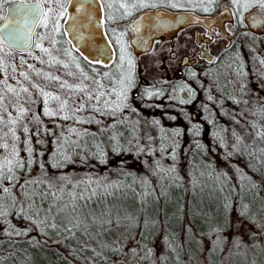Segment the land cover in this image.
Listing matches in <instances>:
<instances>
[{
	"label": "trees",
	"instance_id": "1",
	"mask_svg": "<svg viewBox=\"0 0 264 264\" xmlns=\"http://www.w3.org/2000/svg\"><path fill=\"white\" fill-rule=\"evenodd\" d=\"M57 37L59 43L55 45L54 52L62 55L65 54L63 49H68L70 56L76 57L84 73L90 78H95L97 71L101 73L113 68L117 61L118 51L110 67L89 65L70 48L63 36ZM232 60H223L227 72L220 69L213 72L212 79L215 76L222 89H206L189 74L173 84L162 82L147 88L134 85V89L128 90L127 100L124 101L127 107L115 114L119 119L114 124L98 129L97 132L86 129L85 135L76 140L63 137V140L53 141L52 150L48 152L44 140L37 139L34 142L33 136L26 133L25 123L20 124L26 133L24 140H21L16 123L10 126V123L3 125L4 120L1 121L0 169H3L5 175H9L8 168L11 167L14 173L11 183L7 179L2 181L4 186L10 187V194L0 192L3 196L0 203H3L8 213L4 221L0 222L4 229L9 223L13 225L14 217L20 216L19 205L16 208L11 206V196L17 199L18 192L22 201L21 186L26 181L37 178L41 181L52 179L56 186L64 185L65 201L69 199V192H82L87 197L95 191L96 195L88 202V207L83 208V215L80 217L82 220L91 210L99 213L106 208L111 210L113 217V223L105 225L108 230L95 239L76 229H73V234H69L62 228L59 231L48 228L47 235L40 230L46 238L59 243L61 251L20 236H14L17 240H13L14 237L6 235L8 238L0 240V256L6 258L4 264H201L194 260L201 241L213 237L217 240L226 233L233 209L249 223L264 224V138L257 135L258 132H264V101L260 96V89H256L254 84L264 82V64L252 60ZM112 74L111 80L119 86L121 74ZM232 77L237 78L241 85L237 95L238 102L235 89H232L229 82ZM102 78L104 84L110 87L108 92L114 89L115 85ZM189 89L194 95L190 94ZM114 90L109 95L100 96V104L95 102L93 105L103 108L105 100L119 103L116 93L121 89ZM209 96L212 97L211 100ZM163 97H172L173 100L167 107L168 112L163 113L167 121L153 115L146 117L145 112L152 109L144 105L145 102L152 103ZM186 99L188 102H181ZM93 105L87 103L90 112L84 116L86 125L96 120L94 114L99 115V112L93 110ZM4 110L0 107V112ZM110 115L105 114V117ZM125 117L131 123L120 119ZM8 121L10 122L9 119ZM253 124L256 128L252 127ZM193 125L198 128L194 129ZM177 131L179 135H174ZM233 131L241 138L238 145ZM42 133L46 136L44 129ZM227 134L233 135L237 153L245 161L250 175L236 182L216 168L208 153L207 140L220 144V137L224 140ZM114 146L117 148L115 151ZM70 148H75V151H69ZM29 149L32 150L31 153ZM58 149L69 155L71 160L55 167V162L63 160L62 155H56L54 160ZM173 151L175 161L171 157ZM127 155L139 164L140 170L127 168L122 164L110 165L114 158ZM182 155L186 156L185 166L182 164ZM19 161L24 162L23 168L17 167ZM157 163L165 170L174 165L175 172L158 171L154 174L153 169H156ZM61 176H66L70 182L55 179ZM177 176L179 180H174ZM88 180L98 183L88 187ZM75 184L79 186L74 187ZM105 185L109 187L105 189ZM28 187L30 190H38L44 185ZM52 190L55 191V187ZM37 203L40 204L38 197ZM79 203L83 205L84 201ZM42 207L46 208L47 203ZM242 211L246 215H242ZM117 214L121 218L119 225L115 222ZM126 215L133 217V222L125 219ZM145 217L150 221L148 228L143 227ZM60 219L56 217L55 222L59 224ZM97 230L96 226L90 229L93 233ZM133 235V248L151 249L153 255L150 260H131L129 256L125 260L122 253L116 254L113 251V247L118 246L113 245V241L119 240L124 248L127 239ZM157 243L160 252L156 255ZM104 245L112 247H103ZM93 248L101 255L94 256ZM206 252L204 264H220L217 247L210 246ZM10 253L14 255L9 256ZM143 254L140 251V256ZM256 262L257 260L252 264Z\"/></svg>",
	"mask_w": 264,
	"mask_h": 264
},
{
	"label": "rangeland",
	"instance_id": "2",
	"mask_svg": "<svg viewBox=\"0 0 264 264\" xmlns=\"http://www.w3.org/2000/svg\"><path fill=\"white\" fill-rule=\"evenodd\" d=\"M230 1L232 2V0ZM255 1L258 3V0ZM193 2L194 3L190 4V1H186L184 4H190L189 6L198 7L202 10L204 8H208L211 4L209 0H193ZM236 11L238 15V25L237 28H229L231 35L234 38V48L228 57L222 56L220 57L221 59L215 58L210 65L202 66L197 70L186 71L182 74L183 76L180 77L176 74L179 63L178 61H172L170 59L169 53L172 50L178 49L180 45L184 44L183 38H181L174 41L173 45L166 44L162 45L161 47H154L145 57H139L137 59L132 58V61L135 64V69L133 72L135 80L134 85L147 88L162 82H169L173 84L177 81H180L181 78L183 79L186 74H189L193 79L197 80V82L204 85L206 89H222V87L217 84L215 76L214 79H212V77L214 75L213 72L217 69L227 72V69H225V65L223 63L224 59H233L238 60L239 62H248L249 60H252L254 62L259 61L262 63V61H264V34L257 37H250L247 31L242 29V26H240V22L243 21L242 16L246 13V11L244 8H240L239 6L236 8ZM49 15L51 16V13ZM121 15L122 13L119 14V18H121ZM50 31L51 21L47 29L42 26L36 32L35 41L32 47L29 50L21 53H13L12 51L7 50L5 46L0 43V107L5 109L3 112H0V122H3L4 120L2 124L5 125L10 123V126L12 123H16L17 134L21 140H24V134L26 135L27 132H29L30 136H33L32 138L34 142L37 141V139L44 140L47 145V152L52 150L51 145L53 144V141L63 140V137L73 138L76 140L79 136L85 135L86 129L97 132L98 129L107 128L110 124H114L119 118L117 119L111 115L105 117V115H101L99 113V115L94 114L96 115V120H94V122L99 121L97 124L94 122H91L89 125L84 124V116L90 112V110L87 109V103L90 102V104L93 105L97 101L88 100L87 93L85 92L69 91L67 88H60V82L44 79L43 75H37V71L42 74L49 73L54 76H60L61 80L67 81L68 84L71 85L80 84L82 82L83 85L87 87L88 93L97 91L105 92V95H109L107 89H110V87L104 84L102 80L103 73L108 72L110 77L113 75V72L120 74L123 72L124 74H127V61L129 55L130 57L132 55L130 49L127 46L126 40L124 39L123 35L121 36V33L124 34V32L122 30H117L115 37V44L118 51L117 61L114 63L113 68L101 73L98 71L96 72L97 76L95 79L99 80L100 83L104 85L103 88H99L97 84L93 83V79H84V77L81 75V69L83 72H85L82 65L79 63L80 68L78 69L76 67V61L73 60V57L70 56V54L65 56V54L61 55L55 53V49L49 43V40H40V36L47 35ZM117 37H120V43H117ZM56 39L58 40V37H56ZM37 43H43L45 47L50 49L54 56H56L62 62L67 63L68 67L64 68L57 64L49 66V64L46 63L49 57L44 53H41L39 49L36 48ZM121 44H123L126 49L123 68L119 66L118 62ZM29 52H31V55ZM41 60L45 62L42 63ZM69 72L74 73L75 75H67ZM22 73L28 76L27 80H25ZM193 73H195V75H192ZM104 80L108 83H111V85H115L111 78L104 77ZM229 82L232 89H235V98L238 102L239 98H237V95L241 85L237 78L232 77ZM33 83L38 84L47 92L58 94L60 100L67 99L68 104L64 111L62 113L58 112V114L55 116L45 115L43 112V97L38 94L36 88L32 87ZM254 84L256 89H260V96L264 101V82L258 83V85H256V83ZM134 85L131 89H134ZM119 86L115 85L113 88L121 89V85ZM25 87L29 90L27 93L21 90ZM10 89H15V91L13 92ZM171 100L172 97H163L161 100L153 101L152 103L145 102L144 105L151 107L152 109L151 111L145 112V116H158L161 117L163 121H167L163 113L168 112L167 107L170 105ZM98 103L99 102H97V104ZM81 104L84 105V111L74 112L73 110L78 108ZM99 106L100 105H97V107ZM189 107L191 106H186V108ZM49 108L58 111L59 101L49 99ZM63 115H67L69 118L62 119L61 116ZM77 118L81 119L83 122H77ZM120 119L128 120L131 123V120L126 119V117ZM21 123H25L24 126H26L27 129L26 133H24L22 130L20 125ZM43 129L46 136L42 133ZM225 137L226 138L223 140V143L221 142L220 144L216 143L214 140H207L208 153L213 159L216 168L219 171L225 173L234 182L238 181L240 178L249 177L250 175L245 161L240 159L237 153L233 135L227 134ZM183 155L181 156L183 157L182 164L185 166L186 156ZM115 164H122L127 168L140 170L139 164L128 155L119 156L111 160L110 165ZM20 198V193L17 192V199L20 200ZM13 226L16 229L31 228V231L27 236H20V238L22 237L32 241L34 238L35 241H38L37 244L47 247H55L60 251L62 250L59 243L46 238L43 234H41L40 229H38L35 225H31L28 220L22 218L21 216L13 218ZM4 230V226L0 225V240L8 238L3 234ZM134 238L135 237L133 235L127 239L125 247L123 248V253H128L129 250L133 248ZM219 238L223 239L222 245L217 247V257L220 264H252L255 260H257L256 264H264L263 223H249L239 216L235 209H233L229 217V229ZM12 239L17 240L16 237ZM236 240L240 241V247L238 248H234L233 246V242ZM215 241L216 239H214V237L207 241H201L199 245L200 248L195 253L194 260L204 264L207 256L206 250L209 249L210 246H213ZM159 252L160 248L157 243L155 245V254L157 255ZM122 255L123 259L126 260V255Z\"/></svg>",
	"mask_w": 264,
	"mask_h": 264
},
{
	"label": "snow or ice",
	"instance_id": "3",
	"mask_svg": "<svg viewBox=\"0 0 264 264\" xmlns=\"http://www.w3.org/2000/svg\"><path fill=\"white\" fill-rule=\"evenodd\" d=\"M17 0H0V9H3V5L5 3H16ZM209 2H215V0H209ZM239 0H232V3L236 4L238 3ZM20 4H24L25 7L21 9H12L11 10V19L7 16H0V20H5L6 23L4 25V28H0V32H5L7 29V38L9 40H14L16 36V30L15 28H9V25H16L19 24L20 21L16 20V16H21L25 23H27L29 20L33 25L40 24L43 26L45 29L49 27V23L51 21V31L48 32L47 35H42L40 36V40H49V43L55 47L59 41L56 39L57 36H62V35H67L68 30L61 31V24L60 20L66 16H68V11H67V5H72L74 3V0H34V2H28L25 3V0H19ZM259 6L261 9H264V0H258ZM45 5H48L47 8H45ZM171 7L176 8V7H181L180 4L178 3H171ZM112 4H108V8H112ZM145 7H157V4L154 2H151V0H121L119 3V8L124 9V12L121 15V18L129 16L132 14V10L134 9H139V8H145ZM245 8L248 7V4L244 5ZM205 12H207L209 9L204 8L203 9ZM77 15L76 16H70V19L73 21V25L71 26V30L74 33L75 39L77 41H82L84 40V36L80 34L79 32V25H80V20L78 19V16L80 13L84 11L83 9V0H81L80 6L76 7L75 9ZM51 13V16L49 15ZM89 19L91 17L90 13H87ZM108 19L110 21L114 22V17L109 15ZM67 22V21H65ZM130 29L133 31H139V23H134L133 25L130 26ZM115 32V29L112 30ZM123 33H121V36ZM0 43H3L2 40H0ZM68 43H71L69 41ZM117 43H120V37H117ZM30 45H26V48H29ZM77 51L80 52L81 57L83 60L88 63L89 65L92 64H103L104 61L99 60V59H94L92 57H89L87 54L82 52L79 48V45L75 46ZM36 48L39 49L41 53H44L49 57L48 61L46 63L49 64V66H52L53 64L61 65L64 68L68 67L67 63L62 62L60 59H58L56 56L52 54L50 49L48 47H45L43 43H37ZM56 51H61V49H56ZM65 54H69L68 49H63ZM99 55L103 56L107 54L109 58H111L112 51H111V42L107 46V52L102 51V50H97ZM120 55L118 57V62L119 66L123 68L124 66V61H125V55H126V49L123 44L120 46ZM31 55V52H29ZM73 60L76 61V67L79 69L80 64L79 61L76 59V57H73ZM42 63L45 61L41 60ZM264 63V61H262ZM127 66H128V72L127 74H124L123 72L120 75L119 83L121 85V91L116 93L117 96V103L116 101L109 102L108 100L104 101V107L103 108H98L95 105H93V110L96 112H99L101 115L105 114H111L115 117V114L118 111H122L124 107H127V104L124 103L125 100H127V92L129 89L132 88V86L135 83L134 80V69H135V64L132 61V58L129 55L128 61H127ZM238 75H241L242 73H237ZM25 80L28 79V76L24 73ZM37 75H43L44 79L47 80H54L60 82V88H67L69 91H77V92H85L87 93V98L88 100H96L99 102L100 96L105 95V92H97L94 91L92 93H88L87 87L83 85L81 82L80 84L76 85H71L68 84L67 81L61 80L60 76H54L49 73H40L37 71ZM67 75L74 76V73H67ZM81 75L84 77L85 80L87 79H93V83L97 84L99 88H103L104 85L100 83L99 80H96L95 78H90L86 73L83 72L81 69ZM192 75H195L193 73ZM103 77L105 78H110V74L108 72L103 73ZM33 88L37 89V92L39 95L43 97V104H44V109L43 112L45 115L48 116H55L59 113H62L65 109V107L68 104V100H60V97L58 94H54L51 92L45 91L43 88H41L38 84L33 83L32 84ZM11 91H15V89H10ZM23 92L27 93L29 90L28 88H22L21 89ZM111 91H115L114 89L110 90L108 94H110ZM148 92V90H145ZM189 92L191 95H194L191 89H189ZM151 95V93H148ZM49 99L59 101V108L58 111L52 110L49 108ZM209 99L211 100L212 97L209 96ZM35 102V101H33ZM182 103L188 102L186 100H182ZM247 103V101H245ZM135 111V109H132ZM74 112H79V111H84V105L81 104L78 108H75L73 110ZM62 119H68L69 117L67 115L61 116ZM175 119V117H173ZM77 122H83L81 119L77 118ZM99 122V121H97ZM112 127H115L113 125ZM253 128H256V125H252ZM194 129H197V125H193ZM25 131L27 129L25 128ZM74 131V130H73ZM196 134V133H194ZM174 135H179V132L177 131L174 133ZM214 135L218 136L219 133H214ZM233 135L236 136V142L237 145L241 142V138L233 131ZM258 136L261 138H264V132H258ZM115 139V137H113ZM221 142L223 143V137H220ZM6 147V145H5ZM113 150H117V148L114 146ZM29 153H31V149L28 150ZM69 151H75V148H70ZM56 155H62L63 160L57 161L54 163L55 167L61 166L64 162H70L71 157L69 155H66L63 152H60L58 149L57 154H54V160L56 159ZM171 157L173 161H175V151L171 153ZM30 163V162H29ZM17 167L23 168L24 167V162L19 161L17 163ZM158 171H166V172H175V167L170 166L168 169H161L159 164L157 163L156 169H153L154 174H156ZM8 173L9 175H5L3 173V169H0V192L2 193H9L10 194V187H6L3 185L2 181L7 179L10 183L14 179V173L13 169L11 167L8 168ZM57 180H62L66 182L68 181V178L66 176H61L58 178H55ZM174 180H179V177H174ZM98 183L97 181H91L88 180L87 184L88 187H91L93 184ZM142 183H147V181H142ZM43 184L44 187L40 188L38 190H30L29 185H41ZM78 184H75L74 187H78ZM55 187V191L52 189ZM109 185H105V189H107ZM21 194L23 196V200H17L15 196H11L12 199V207L16 208L19 205V212L18 215H20L22 218L28 220L31 225H35L38 229L44 232L45 235H47V229L51 228L53 230L59 231L61 228L63 229L64 232L73 234V229L76 230H82V233L87 235L89 238L95 239L97 236L102 234L103 231H107L108 228L105 227V225L110 226L113 223V217L111 210L106 208L100 210L99 213L96 212V210H91L87 216L84 217L82 220L80 217L83 215V208L88 207V202L96 195L95 191H92L87 197L84 196V194L77 193V194H72L71 192L68 193L69 199L68 201H65L63 198V193H64V185H59L56 186L53 184V180L49 179L47 181H41L38 178L33 179L31 181H26L25 185L21 186ZM57 193H60V195H57ZM111 194V193H109ZM150 193H144V195H149ZM37 197L40 200V204L37 203ZM49 197H52V200H49ZM3 200V196L0 195V201ZM79 201H84V204L81 205ZM47 203V207H42L44 203ZM41 213H43V216H41ZM242 215H246V212L242 211ZM8 215L7 211L4 209L3 203H0V222L4 221V218ZM60 217V223L57 224L55 222V218ZM107 217V218H106ZM120 217L117 214L115 217V222L117 225L120 224ZM125 219H127L130 223L133 222L134 218L131 216H125ZM70 225V226H69ZM150 225V221L147 217H145V221L143 224L144 228H148ZM96 226L97 231L95 233L91 232L90 229ZM31 231V228H24V229H16L13 225L10 223L8 224V227L5 229V232L3 233L4 235H7L9 238L14 237V236H27L29 232ZM215 231L219 232V229H216ZM33 242L38 243V241H35L33 238ZM99 243V241H97ZM113 245H118L117 247H113V251L116 254H124L126 256H129L131 260H136L137 258L139 259H144V260H150L153 253L151 249H140L138 250L137 248H132L129 250L128 253H123V245L119 240L113 241ZM223 243V239L219 238L214 242V248L220 247ZM234 248L240 247V241L236 240L233 242ZM103 247H112L109 245H104ZM84 250V249H81ZM75 251V250H74ZM140 251H143V256H140ZM231 252V250H230ZM92 253L94 256H99L101 255L100 252H97L96 249H92ZM14 255V253H10L9 256ZM6 258L3 256H0V264H4V260Z\"/></svg>",
	"mask_w": 264,
	"mask_h": 264
},
{
	"label": "water",
	"instance_id": "4",
	"mask_svg": "<svg viewBox=\"0 0 264 264\" xmlns=\"http://www.w3.org/2000/svg\"><path fill=\"white\" fill-rule=\"evenodd\" d=\"M81 0H74L72 5H68L67 11L68 16L65 18L63 23V31L68 30V34L65 35L66 40L69 43L71 49L81 57L80 52L77 51L76 45L82 52L87 54L89 57L94 59H99L104 61L103 64H92L101 67H109L115 59V50L111 45L112 55L111 58L107 54L101 56L98 53V49L107 52V46L109 45V40L105 35L104 29L100 23L101 17V7L98 0H83L84 11L79 14L78 19L80 20L79 32L84 36V40L77 41L75 39L74 33L71 30L73 25L70 16H76V7H79ZM25 7L24 4H15L10 7L7 12V17L11 19L12 9H21ZM87 13L91 14L89 19ZM230 14L228 10H222L212 17H201L193 13H172L164 9L147 11L138 15L133 21L127 24V27L131 31L132 36L129 39V45L132 48V52L135 56H140L146 54L150 51L152 47L153 40L157 34H165L168 39H172L176 33L185 27L191 25H200L204 28L216 27L221 36H225V30L223 28V23L230 19ZM17 17V16H16ZM16 20L20 21L19 24L9 25V28H15L16 36L14 40H9L7 38V29L5 32H0V40L3 41L4 45L11 49L12 51L25 52L32 47L33 44V34L37 25H33L29 20L25 23L24 19L18 15ZM139 23V31H133L130 26L134 23ZM6 21L0 24V28H4ZM247 29L257 35L264 34V13H253L246 18ZM26 45H30L26 48ZM228 46V43L226 47ZM205 53V57L208 61L212 58L210 55ZM84 61V60H83ZM187 57H183L180 63V67L186 64H191Z\"/></svg>",
	"mask_w": 264,
	"mask_h": 264
},
{
	"label": "flooded vegetation",
	"instance_id": "5",
	"mask_svg": "<svg viewBox=\"0 0 264 264\" xmlns=\"http://www.w3.org/2000/svg\"><path fill=\"white\" fill-rule=\"evenodd\" d=\"M190 1L192 3L193 0H151V2H154L157 4V7H145V8H139L132 10V14L123 18H119V14L124 12V9L119 8V3L121 0H98L100 7L102 9L101 11V17H100V23L104 29L105 35L108 38L109 42H111V45L114 47L115 53L117 52L116 44H115V37L117 30H122L124 32L123 37L126 40L127 46L131 51V58L137 59L139 57H145L149 54V52L154 47H161L162 45H173L174 41L183 38V45H180V47L176 50H172L169 53L170 59L172 61H178V70L176 74L178 76H183L182 74L186 71H192L200 69L202 66L209 65L213 62V59L220 58L222 56L228 57L230 55V52L233 51L234 48V38L231 35V32L229 28L236 27L237 28V20L238 15L236 8L239 6L240 8H244L246 13L242 16L243 21L240 22V26H242V29L247 31L249 36H259L257 34H254L250 32L247 29L246 26V18L253 14V13H264V9H258L261 8L259 6V3L255 0H240L237 5L233 4L230 0H215V2H211V4L208 7V11L205 12L202 9H199L198 7L185 5L184 2ZM30 2V0H25V3ZM31 2H34V0H31ZM171 3H183L180 4L181 7L173 8L170 6ZM20 4L19 0H17L16 3H5L3 5V9H0V16H7V12L10 9L12 5ZM108 4H112V8H108ZM248 4V7L245 8L244 5ZM48 5H45V8H47ZM68 7V5H67ZM164 9L166 11L172 12V13H193L201 17H212L219 13L222 10H228L230 16V19L225 21L223 23V28L225 30L224 34L225 36H221L219 31L216 27H211L209 29L204 28L200 25H191L185 28L180 29L176 35L172 39H168V37L165 36V34H157L155 36L152 47L150 51L146 54L135 56L132 52V48L129 45V39L132 36L131 31L127 27V24L131 21H133L138 15L147 12V11H155ZM111 15L114 17V22L110 21L108 19V16ZM18 17V16H17ZM16 17V18H17ZM65 18H62L60 20L61 24V31L63 32V23L65 21ZM5 20H0V24H2ZM42 26L40 24H37L34 34H33V43L35 41V34L36 32L41 28ZM115 29V32L112 30ZM67 42L65 35H62ZM228 43V46L226 47ZM3 46L4 43H2ZM6 47V46H5ZM7 50H10L6 47ZM207 52L208 55L211 56V60L208 61L205 57V53ZM183 57H187L189 61H192L191 64H186L183 67H180V63ZM221 59V58H220ZM144 82V81H143ZM142 82V83H143Z\"/></svg>",
	"mask_w": 264,
	"mask_h": 264
}]
</instances>
